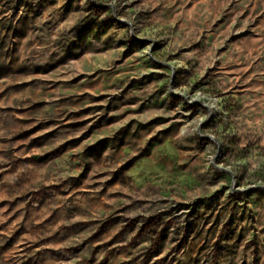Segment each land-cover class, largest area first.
<instances>
[{
	"label": "rangeland",
	"instance_id": "obj_1",
	"mask_svg": "<svg viewBox=\"0 0 264 264\" xmlns=\"http://www.w3.org/2000/svg\"><path fill=\"white\" fill-rule=\"evenodd\" d=\"M0 264H264V0H0Z\"/></svg>",
	"mask_w": 264,
	"mask_h": 264
}]
</instances>
